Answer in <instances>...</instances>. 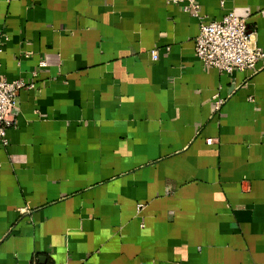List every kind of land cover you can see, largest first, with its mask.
Here are the masks:
<instances>
[{
	"label": "crops",
	"instance_id": "1",
	"mask_svg": "<svg viewBox=\"0 0 264 264\" xmlns=\"http://www.w3.org/2000/svg\"><path fill=\"white\" fill-rule=\"evenodd\" d=\"M198 3L264 52V0ZM0 32V80L35 84L0 142V264H264V68L204 67L167 0H0Z\"/></svg>",
	"mask_w": 264,
	"mask_h": 264
},
{
	"label": "built area",
	"instance_id": "2",
	"mask_svg": "<svg viewBox=\"0 0 264 264\" xmlns=\"http://www.w3.org/2000/svg\"><path fill=\"white\" fill-rule=\"evenodd\" d=\"M168 4L179 7L198 21V35L194 39V53L202 65L222 73L234 71H255L264 68V52L252 39L246 19L228 13L217 21H208L201 14L198 0H167ZM7 35L0 32V48ZM169 51V48H166ZM152 62L158 60V51L150 52ZM45 64L40 63V67ZM34 83L22 80L8 82L0 80V142L6 145V131L14 127L12 112L16 107L17 98L24 89H34ZM224 99L214 97L212 112L219 113ZM211 143V140H208ZM140 206H138L139 208Z\"/></svg>",
	"mask_w": 264,
	"mask_h": 264
}]
</instances>
